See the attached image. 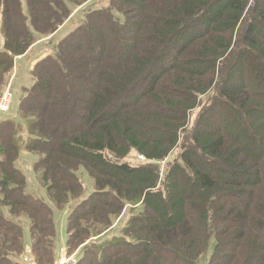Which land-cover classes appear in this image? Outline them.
Wrapping results in <instances>:
<instances>
[{
    "label": "trees",
    "instance_id": "16d2710c",
    "mask_svg": "<svg viewBox=\"0 0 264 264\" xmlns=\"http://www.w3.org/2000/svg\"><path fill=\"white\" fill-rule=\"evenodd\" d=\"M106 1L0 0V85L33 54L20 121L12 96L0 112V264H30L21 214L33 262L55 264L52 209L26 189L23 150L53 206L70 205L75 264H201L208 249V264H264V0ZM130 150L137 164L121 161Z\"/></svg>",
    "mask_w": 264,
    "mask_h": 264
},
{
    "label": "rangeland",
    "instance_id": "374dc122",
    "mask_svg": "<svg viewBox=\"0 0 264 264\" xmlns=\"http://www.w3.org/2000/svg\"><path fill=\"white\" fill-rule=\"evenodd\" d=\"M86 4V3H85ZM107 5L106 0H88L87 4L84 6L85 8L91 7V8H102ZM84 7H80V9H83ZM80 9H75L73 10V15H70L69 20L66 22V24L63 26V28L59 31V33L53 38V37H48V38H43V42L37 44L34 50V53L37 55H41V51H45L48 48L52 51V43H56L58 39L61 36H64L70 28L73 27L74 23L79 20L81 17V11ZM117 16L120 17V14H117ZM1 43V42H0ZM33 61V54L28 57L25 55L23 58L20 60H16L14 63V68L15 72L20 68V72L16 75V77L13 79H9L10 83V90H11V96H12V105L9 109L10 115L13 116L17 121H20L17 114H16V100L19 97L21 93V87L22 86H27L29 83L27 73H26V65ZM12 70V74H13ZM11 74V75H12ZM13 78V77H12ZM7 86V85H6ZM6 86L4 87L3 85H0V97L3 94L2 92L6 89ZM4 87V88H3ZM8 112L3 113L9 115ZM196 112L198 110H193L190 114L191 120L195 117ZM178 148L174 149L173 152L166 156L162 161L159 162V167L161 169V172L164 171L165 168V163L169 160H172L175 158L177 155ZM37 155L23 150L19 156L16 162L18 163V166L22 173L24 174L26 178V189L27 191L32 194L33 196H36L43 201H45L49 207L52 209V219L54 222V230H55V238H54V246H53V251H54V262L55 264H58L59 259L64 255L67 256L68 258H71L72 261L75 260L76 257V252L78 251V248H75L71 250L70 254L67 253V246H66V239H67V227H66V216L67 212L69 211V206L64 207L62 210L56 209L52 202L49 200L44 186H42L41 182L37 178V172L34 171L33 169V163L36 160ZM140 154H136L134 150H130L128 154L124 155V158L121 159V161H127L130 164H137L140 160ZM83 186H84V191L85 193L91 192L93 189V183L91 179L88 177V175L85 172L78 173ZM128 215L127 212L125 211L122 213L120 217H118L113 225V228L111 231L108 232L107 235H105L107 238L111 237L112 234H117L119 232V229L122 227L124 222L126 221ZM18 223L21 226L22 229V243H23V251L21 256H23L27 262L30 264H35L33 262L34 260V255L32 252V239L34 238L35 235H32L30 232V220L29 218L21 214L20 217L18 218ZM211 249H208L201 257L200 262L201 264H208V258L210 255ZM31 260V261H30ZM72 264H75L72 262Z\"/></svg>",
    "mask_w": 264,
    "mask_h": 264
},
{
    "label": "built area",
    "instance_id": "2783aa9c",
    "mask_svg": "<svg viewBox=\"0 0 264 264\" xmlns=\"http://www.w3.org/2000/svg\"><path fill=\"white\" fill-rule=\"evenodd\" d=\"M2 93L3 94L0 97V112H5L8 110L10 102H11V92L9 90V87L7 86L6 89ZM72 262L75 263V260L72 261L71 258H68L67 256L63 255L59 259L58 264H72Z\"/></svg>",
    "mask_w": 264,
    "mask_h": 264
},
{
    "label": "crops",
    "instance_id": "0c3cea01",
    "mask_svg": "<svg viewBox=\"0 0 264 264\" xmlns=\"http://www.w3.org/2000/svg\"><path fill=\"white\" fill-rule=\"evenodd\" d=\"M42 41H43V40H40L39 42H42ZM35 45H36V44H35ZM35 45H34V46H35ZM34 46H33V47H34ZM47 53H48V51H45V52H43L42 55H45V54H47ZM20 57H21V56L17 57L16 59H18V58H20Z\"/></svg>",
    "mask_w": 264,
    "mask_h": 264
}]
</instances>
